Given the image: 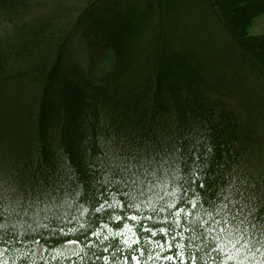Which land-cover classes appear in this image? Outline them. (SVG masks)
<instances>
[{"label":"trees","instance_id":"16d2710c","mask_svg":"<svg viewBox=\"0 0 264 264\" xmlns=\"http://www.w3.org/2000/svg\"><path fill=\"white\" fill-rule=\"evenodd\" d=\"M23 1L0 0V22L10 29L0 35V174L20 184L13 191L0 187L4 258L26 264L34 245L79 235L80 257L35 264H104L103 256L123 264L119 238L113 242L121 251L112 257L111 249L102 251L108 243L100 244L90 229L107 234L105 223H130L140 234L126 219L134 210L117 202L139 204L155 221L171 220L160 208L190 185L189 199L178 207L192 213L191 220L207 219L224 205L225 211L243 205L264 216V37L246 38L244 18L230 13L227 0H206L230 43L214 50L196 41L193 28L178 32L181 14L175 29H166L165 16L179 15L167 0H58L27 19ZM254 1L264 10V0ZM154 15L157 25L150 27ZM73 39L88 41L96 54L88 67L62 72ZM141 140L152 145L144 151ZM55 161L64 176H55ZM153 164L160 168L140 177ZM101 204L106 211L97 213ZM155 239L164 243L157 251L166 254L167 242ZM193 239L196 246L188 248L195 264H264L258 230H248L249 243L237 245L239 251L225 250L231 260ZM185 264L193 261L186 257Z\"/></svg>","mask_w":264,"mask_h":264},{"label":"snow or ice","instance_id":"6c2138e0","mask_svg":"<svg viewBox=\"0 0 264 264\" xmlns=\"http://www.w3.org/2000/svg\"><path fill=\"white\" fill-rule=\"evenodd\" d=\"M134 173H131L128 179H131ZM134 182V181H133ZM198 187H204L203 185H198ZM191 190V185L189 189H183L181 195L177 197L175 202H166L164 206L160 208L161 212L169 211L171 220L169 218L163 217L162 221H155L152 215L144 216L140 211L139 204H127L121 205L117 202V207H127L134 210V213L127 215L126 219L129 221L136 222V225L142 229V232H138L130 223H123L122 230L117 231L113 234V228L109 227L108 223L102 225V229L107 231V234L103 236V240L107 241L108 244L103 248V252L107 253L112 250V257L118 256L121 249L113 242L115 237L119 238V242L124 245L126 255L123 256V264H128L129 259L134 262V264H156L157 261L163 260L165 264H185L186 257L193 261L195 264L196 257L191 254V250L188 245L191 244L195 247V239H199L211 245L212 251L217 254L223 253L227 260L233 259V256L226 252L225 250L231 246V248L236 249L237 245H247L249 241L246 239V235L249 229L258 230L261 235H264V216H261L259 212L261 210L248 209L245 211V206H240L236 211L224 209L227 205L218 212H208L206 213L207 219L201 218L199 222L191 220L190 217L192 213L186 212L185 208L178 207L181 202L186 203L189 199L187 193ZM193 207L196 204L192 205ZM108 208H113V205L109 204ZM177 209L172 212V209ZM85 212L87 210H84ZM97 213L106 211L103 204L100 207L95 208ZM153 212L156 210L153 208ZM183 214V216H182ZM219 217V218H217ZM113 219V217H109ZM115 221L119 222L122 219L121 215L114 216ZM153 221V226L149 227L142 223L143 220ZM98 223V221H97ZM158 224L163 226L157 227ZM244 226L243 228L241 226ZM84 225H81L83 228ZM61 234L66 235L63 229L60 230ZM80 233V229L73 230V234ZM101 227L95 229H90L91 237L97 239L102 235ZM150 234V235H148ZM187 234V235H186ZM160 235L166 242L167 248L165 249L166 254H162L157 249H164V243L161 239H155ZM85 240L89 239L87 234H83ZM79 240V235L75 239H70L69 243L76 245ZM135 246V247H134ZM89 249L91 245H88ZM175 249V251H173ZM77 257H80V253H74ZM95 256V253H93ZM100 257H97L99 259ZM104 264H112V258L109 256H103ZM143 258V260H142ZM55 259H59L56 257ZM81 259H83L81 257Z\"/></svg>","mask_w":264,"mask_h":264},{"label":"rangeland","instance_id":"374dc122","mask_svg":"<svg viewBox=\"0 0 264 264\" xmlns=\"http://www.w3.org/2000/svg\"><path fill=\"white\" fill-rule=\"evenodd\" d=\"M25 1L27 5H29L27 7V11L22 12L23 16L26 19L37 17L38 15H41L45 11H47L48 9L47 7H50V6L53 7V5L56 6L58 3V0H25ZM25 1H23V3ZM167 1L170 3V7L173 8L174 13L179 14L175 16L174 15L165 16L164 19L166 22H168L166 24L168 25V27H166L167 30H171L172 27L176 25L177 23L176 20H178V18H180V16L183 15V18L181 22L179 23L180 26L177 28V30L178 29L181 30L182 29L181 27L185 25L188 27V31H190L191 33L193 32V29H194L196 33H199L196 35L197 37L196 41L201 44L204 42H207L210 45L212 43L210 47L211 50H214V48L224 49L230 46V43L228 42V36L223 32L221 28L220 19H218L214 15L213 10L210 9V6H208L209 3H207L206 0H167ZM226 4H227L226 5L227 8L229 7L228 9L230 10V13L234 14L233 12H235V14L240 15L242 19L244 18L243 20L244 26L242 28V33L245 35L246 38L257 39V38L264 37V10L261 7H259L254 0H227ZM218 9L221 10L223 9V7L221 6ZM153 25L154 26L157 25L156 15H154L153 21L150 27H152ZM7 26L8 25L0 22V35L1 36L4 34L10 33V29L6 30ZM173 29H175V27ZM143 41H145L144 38H142V42ZM68 48L70 49V51L72 50L69 56V59L71 61H70V64L68 62L65 63V67H63L64 69H62V72L64 71L67 73H74L73 68L75 65L79 66L82 64L84 68L88 67V65L91 62V52H93V54L95 53L94 49H91L92 46H90V43L88 41L85 42V40L73 39L69 43ZM213 58L218 59V56L213 57ZM117 119H120V118H117ZM170 124L172 123L170 122L169 125ZM170 127L172 128V125ZM151 145L152 144H144V140L140 141V148L142 150H144L143 149L144 147L151 146ZM140 148L137 150H134V153L140 152ZM134 159L135 157L132 160ZM57 163L59 162L55 161L52 163L55 169V171L53 170L55 176H60V177L64 176L65 173L63 172V170H61L62 168H60V165H57ZM158 168L160 167H158L155 164L150 165L149 167H145L140 177L145 178L151 172L158 170ZM0 177H1L0 187L1 186L2 188L4 187L5 191L6 190L13 191L14 189H16V187L20 186V184L17 182L13 184L8 183V180H6L7 179L6 175L3 176L2 174H0ZM58 187L59 186H56L57 189ZM91 189H92V184H91V181L89 180L86 183V190L90 191ZM58 192L60 191H56L55 193H58ZM10 196L11 194L8 193V197ZM112 228H113V234H114L115 232L122 230V225L113 226ZM104 235H106V233H103L98 239V241L100 244L105 245L108 242L103 240ZM80 250H81V244L79 241L77 242L76 245L70 244L69 241L59 243V244H54V245L36 244L33 246V250L30 251V257H28V261H26L25 263L35 264V263H38L44 260L47 261L50 258H54L58 256H64L66 258H71L75 256L74 253L80 252ZM4 255H5L4 249H0V264H15V262L11 261L8 256L7 258H4Z\"/></svg>","mask_w":264,"mask_h":264}]
</instances>
